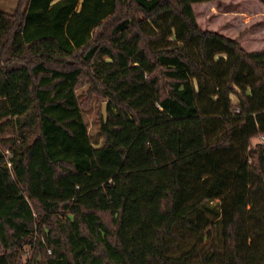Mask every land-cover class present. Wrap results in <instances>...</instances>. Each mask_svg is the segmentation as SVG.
Wrapping results in <instances>:
<instances>
[{"label": "trees", "instance_id": "obj_1", "mask_svg": "<svg viewBox=\"0 0 264 264\" xmlns=\"http://www.w3.org/2000/svg\"><path fill=\"white\" fill-rule=\"evenodd\" d=\"M208 1L0 9V264H264V49L202 29Z\"/></svg>", "mask_w": 264, "mask_h": 264}, {"label": "rangeland", "instance_id": "obj_2", "mask_svg": "<svg viewBox=\"0 0 264 264\" xmlns=\"http://www.w3.org/2000/svg\"><path fill=\"white\" fill-rule=\"evenodd\" d=\"M25 2L26 0H0V9L11 14L16 9L23 8ZM192 8L195 19L202 29L214 30L227 37L237 39L240 46L246 51L264 49V2L261 0H214L194 3ZM76 93L90 140L94 146H98L102 142L99 134L100 122L103 117L102 107L105 105V117L107 118V100L88 82L79 85L76 88ZM231 98L233 102H237L234 94L231 95ZM16 131V126L4 128L0 132V138L7 140ZM260 141V137L252 138L250 146L256 147ZM7 146L0 143V148L8 154ZM210 241L212 238L208 242ZM32 248L33 244L22 247L23 264L30 263L33 258L37 257ZM38 258L41 262V254H38Z\"/></svg>", "mask_w": 264, "mask_h": 264}, {"label": "built area", "instance_id": "obj_3", "mask_svg": "<svg viewBox=\"0 0 264 264\" xmlns=\"http://www.w3.org/2000/svg\"><path fill=\"white\" fill-rule=\"evenodd\" d=\"M260 138H261V141L260 142L262 144H264V138L263 137H260ZM5 154H7V153H5ZM6 164H7L8 167H10V163L7 160H6Z\"/></svg>", "mask_w": 264, "mask_h": 264}, {"label": "water", "instance_id": "obj_4", "mask_svg": "<svg viewBox=\"0 0 264 264\" xmlns=\"http://www.w3.org/2000/svg\"><path fill=\"white\" fill-rule=\"evenodd\" d=\"M102 114H103V118L105 119L106 117H105V105H103V107H102Z\"/></svg>", "mask_w": 264, "mask_h": 264}]
</instances>
